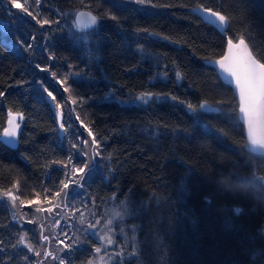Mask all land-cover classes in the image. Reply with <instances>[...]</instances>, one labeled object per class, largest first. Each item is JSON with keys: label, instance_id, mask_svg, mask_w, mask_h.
Instances as JSON below:
<instances>
[{"label": "trees", "instance_id": "trees-1", "mask_svg": "<svg viewBox=\"0 0 264 264\" xmlns=\"http://www.w3.org/2000/svg\"><path fill=\"white\" fill-rule=\"evenodd\" d=\"M17 2L32 15L0 3V137L10 112L23 117L18 147L0 143V200L20 197L15 209L0 203V264H91L103 243L90 233L120 208L101 249L110 264H264V156L249 149L234 90L206 64L240 35L264 62V0ZM201 6L228 17L227 36L191 11ZM82 9L96 27H76ZM73 175L83 187L70 184L69 207H55ZM21 201L37 213L19 219Z\"/></svg>", "mask_w": 264, "mask_h": 264}, {"label": "snow or ice", "instance_id": "snow-or-ice-1", "mask_svg": "<svg viewBox=\"0 0 264 264\" xmlns=\"http://www.w3.org/2000/svg\"><path fill=\"white\" fill-rule=\"evenodd\" d=\"M4 0H0V3H3ZM11 7H15L17 9H22V4L17 2V0H8ZM38 3V0H36ZM138 3H144L145 0H137ZM23 11L27 12L28 15H32V12L29 11L27 8H23ZM191 11L200 16L201 19L205 21V23L212 25L219 31L221 34L227 36L228 28L230 27L228 23V17L217 10H213L212 8H205L203 6L193 8ZM78 26L83 30L84 28H94L97 24V17L92 15L91 13L80 12L78 14ZM17 19H22L21 17L17 16ZM40 21H38L39 23ZM43 24H48V20H43ZM227 53L222 56V58L214 61L215 65H218V71L221 74V77H227V82L232 84L234 82L235 89L239 95V102H240V112L243 114V117L246 122L248 138L252 146L256 148L264 149V62H261L249 48L248 43L246 42L243 35H240L236 38L235 42L232 37H227ZM5 43H8L5 41ZM14 51H20V46L17 44H13ZM209 63H213L209 61ZM37 67H40L37 65ZM47 69L41 68V71H45ZM51 75L53 77L56 76L55 72H52ZM177 79L181 78V74L179 72L176 73ZM47 91V89H45ZM64 91H69L68 88H65ZM3 93H0L2 95ZM48 96L52 97L55 100V97L52 95V92L47 93ZM153 97V94L150 92H143L141 93L136 99L144 104H147ZM75 103V101H73ZM57 108L60 107L59 104L56 105ZM193 105L189 104L188 108L193 109ZM199 108L204 112H212L218 111L217 109L211 108L207 103H203L199 105ZM9 115L12 117L8 121L9 127L4 130L3 136L0 137V143L5 144L6 146L15 147L17 141L16 137L18 135V129L20 127L19 123L15 122L16 117L10 112ZM22 115H20V119H22ZM61 128H64V125L60 124ZM89 135L92 136L91 131H89ZM8 137L10 139H4ZM87 143V141H85ZM92 144L98 147V143L93 136ZM75 147V145H73ZM100 153L97 152L96 155ZM67 167V165H65ZM88 169V163L84 162L81 167L73 166L71 171L73 174L76 173H84L85 170ZM92 170L89 169V172ZM84 179L81 176V181ZM75 183L77 187H83V184L80 181L75 180V175H73L67 182L61 181V187L56 190L53 194V198L61 197L63 193V198L55 205V207H62V210H67L69 207L67 203V198L69 193L65 190L69 188V185ZM17 187L18 185H14ZM82 193L77 192L73 189L71 196L73 199H76L82 196ZM2 196L7 198L6 200H0V203H4L7 205L8 201H11L12 207H15L16 201L20 199L19 195L14 193L11 189L7 191H3ZM39 198V194H37V199ZM25 202L21 201L23 205ZM28 204L35 203V200L27 201ZM51 203V201H49ZM40 211V209H37ZM49 212L52 211L50 207L48 209ZM239 213V209L236 210ZM32 223L33 221H28ZM57 225L59 221H56ZM81 223H84L83 217H81ZM99 224L100 221L97 220L95 222ZM108 225L112 224V220L107 221ZM92 224L88 225V228H93ZM67 236V233H63ZM90 235L95 236V232H91ZM20 243L23 245L25 237L21 236ZM45 240L48 237H44ZM107 243L109 245L112 244V240L110 238H106ZM64 243V241H61ZM71 247V245H66ZM28 251H34L31 245H25ZM101 251L100 248L96 249V252L99 253ZM34 255L40 256V252H34ZM132 255H135L133 252ZM48 256H52L53 259H56L55 256L51 252H47L45 258ZM27 259V256H25ZM59 264H64V260L61 259Z\"/></svg>", "mask_w": 264, "mask_h": 264}, {"label": "rangeland", "instance_id": "rangeland-1", "mask_svg": "<svg viewBox=\"0 0 264 264\" xmlns=\"http://www.w3.org/2000/svg\"><path fill=\"white\" fill-rule=\"evenodd\" d=\"M20 124L22 125V119H20ZM64 134H65V131H64ZM18 208H20V209H18V211L17 212H14V213H16V215H19V219H28L29 218L28 217V213H34V214L37 213V212H35V208L36 207L34 208V206H31V205L23 206L22 204H20L18 206ZM14 209H15V207H14ZM39 209H41V208H39ZM43 211L45 212V210H43ZM52 211H53V209H52ZM45 214H46V212H45ZM123 214H124V210L122 208H120L119 210H114L112 212H109L107 218L104 219L103 222L100 221L102 225H99L97 227V229L95 230L96 237H99V239L103 243V246L101 248L103 251L109 250V247L113 244V238H114L113 229H114V226L116 225V223L118 222V220L123 217V216H121ZM46 217H47V214H46ZM37 218H39V217H37ZM108 220H112V224L111 225H108L107 224V221ZM58 221H59L58 226H60L62 224H65L66 225L68 223V221H66V215L65 214L60 215L58 217ZM46 225L47 224H45V226ZM21 226H23L22 227L23 229H30L28 227V225L25 226V225L21 224ZM26 232H28V230ZM106 238H110L112 240V244L111 245H109L107 243V239ZM103 251H100L97 254L95 260L91 264H110V262L112 261V259H110L109 256L107 257V253L105 255H103L102 254ZM59 262H60V260H59Z\"/></svg>", "mask_w": 264, "mask_h": 264}, {"label": "water", "instance_id": "water-1", "mask_svg": "<svg viewBox=\"0 0 264 264\" xmlns=\"http://www.w3.org/2000/svg\"><path fill=\"white\" fill-rule=\"evenodd\" d=\"M80 12L91 13L92 15H95V16L97 17V24H98V16H97L93 11L86 10V9H82V10L77 11L76 14H75V17H74V23H75V25H76V27H77L78 29L81 30V28L78 26V18H79V17H78V14H79ZM221 14H222V13H221ZM198 16H199V15H198ZM199 17H200V16H199ZM228 23H229V20H228ZM97 24L95 25V27L97 26ZM90 29H92V28H84L83 31L90 30ZM234 42H235V41H234ZM249 48H250V47H249ZM226 53H227V48H226V52H225V54H226ZM221 58H222V57H221ZM219 59H220V58H219ZM216 60H218V59H210V60H207V61H206V64L212 66V67L217 71V73L219 74V76L221 77V74H220L219 71H218V65H215V64H214V61H216ZM209 61H212L213 63H209ZM221 79L223 80V82H224L225 84L229 85V86L234 90L235 95H236L237 100H238V103H239V109H240L239 95H238L237 90L235 89L234 82H233L232 84H229V83L227 82V79H228L227 77H223V78L221 77ZM203 103H207V105H209L211 108H213V109H217V110L219 111V107H217V106L211 104L210 102L204 101V102H202L201 104H203ZM218 111L205 112V113H213V112H218ZM203 112H204V111H203ZM11 113H12V112H11ZM12 114H13V116L16 117L15 122H16V123H19V125H20V127H19V129H18V135H17V137L15 138L16 141H17L15 147H11V146H9V147L15 149V148L18 147V144H19V138H20V134H21V131H22V125L20 124V118H19V116H18L17 114H15V113H12ZM11 118H12V117L8 114L7 126H6L5 129H7V128L9 127V125H8V121H9V119H11ZM239 118H240V121L242 122V124H243V126H244V128H245V134H246V138H247V141H248V144H249V149H250V151H251L252 153L256 154V155L264 156V149L256 148L255 150H253V149H254V146L251 145L250 140H249V138H248V132H247L246 122H245V119H244V117H243V114L240 112V110H239ZM61 123H62V115L59 114V117H58V124H59V129H60V135H61V137H64V128H61V127H60V124H61ZM4 139H10V138L5 137Z\"/></svg>", "mask_w": 264, "mask_h": 264}]
</instances>
